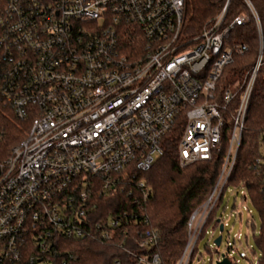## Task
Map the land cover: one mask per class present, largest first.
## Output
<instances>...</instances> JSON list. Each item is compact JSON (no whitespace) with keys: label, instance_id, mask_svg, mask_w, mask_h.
Here are the masks:
<instances>
[{"label":"built area","instance_id":"2783aa9c","mask_svg":"<svg viewBox=\"0 0 264 264\" xmlns=\"http://www.w3.org/2000/svg\"><path fill=\"white\" fill-rule=\"evenodd\" d=\"M228 4L192 34L186 0H0V101L30 122L0 162V264H72L79 256L68 241L108 243L117 231L127 235L132 223L147 222L123 199L110 214L109 198L128 194L137 206L149 199L151 188L139 175L164 155L178 124L180 167L211 160L223 149L230 114L222 173L191 214L174 263L196 264L195 248L234 167L264 65L262 42L244 81L219 92L225 67L248 49L227 42L233 25L250 20L241 14L225 25ZM138 235L147 252L131 264H163L153 251L156 232ZM224 258L238 264L226 254L218 261Z\"/></svg>","mask_w":264,"mask_h":264},{"label":"trees","instance_id":"16d2710c","mask_svg":"<svg viewBox=\"0 0 264 264\" xmlns=\"http://www.w3.org/2000/svg\"><path fill=\"white\" fill-rule=\"evenodd\" d=\"M228 0H186L187 30L198 34L204 25L218 15ZM257 14L255 18L245 0H229L225 17V25H232L241 14H248L250 20L241 25H233L228 43L231 45L247 44L243 54H235L234 61L225 67L218 83L222 88L232 86L236 81H244L247 72L251 71L261 54L264 63V0H249ZM264 65L257 73L252 90L245 129L236 161L227 182L208 216L203 227L200 240L207 229L219 227L217 209L223 201L228 187L241 188L243 199L250 201L260 215V232L255 236L260 250L257 264H264ZM238 96L233 104L237 105ZM230 114L224 128L223 149L211 160L199 161L187 167H180L178 162V139L182 125L178 126L166 137L165 153L157 158L152 168L139 175L151 188L147 201L139 206L130 204L132 196L114 193L109 198L110 214L119 212L120 200L127 204V209H138L140 217L147 222L134 224L128 228L127 235L117 231L112 242L90 239L71 240L67 245L79 256L72 264H122L134 263L135 255L147 252L140 247L139 232H156L157 244L153 251L158 253L163 264H174L181 257L188 240V221L191 214L209 199L222 173L229 147ZM30 122L16 116L14 111L0 101V162L6 159L25 136ZM139 196V194H138ZM197 252L195 248L194 253Z\"/></svg>","mask_w":264,"mask_h":264},{"label":"rangeland","instance_id":"374dc122","mask_svg":"<svg viewBox=\"0 0 264 264\" xmlns=\"http://www.w3.org/2000/svg\"><path fill=\"white\" fill-rule=\"evenodd\" d=\"M243 193L241 188L233 185L228 187L217 209L224 230L220 232L219 227L207 229L206 235L197 245L196 264H217L222 254L229 255L238 264H257L260 250L254 234H259L261 220L251 202L243 199ZM220 234L222 242L217 246L214 241Z\"/></svg>","mask_w":264,"mask_h":264},{"label":"water","instance_id":"95a60500","mask_svg":"<svg viewBox=\"0 0 264 264\" xmlns=\"http://www.w3.org/2000/svg\"><path fill=\"white\" fill-rule=\"evenodd\" d=\"M224 229L223 227V224H220V227H219V230L220 232H222ZM221 241H222V235L220 234L216 239H215V244L217 246H219L221 244ZM217 264H231L230 261L227 259V258H224L223 260L221 261H218Z\"/></svg>","mask_w":264,"mask_h":264}]
</instances>
